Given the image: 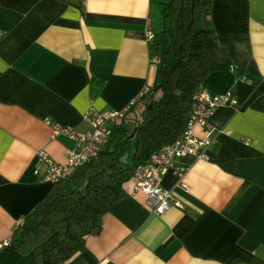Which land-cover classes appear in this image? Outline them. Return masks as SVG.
Returning a JSON list of instances; mask_svg holds the SVG:
<instances>
[{"label":"crops","instance_id":"crops-1","mask_svg":"<svg viewBox=\"0 0 264 264\" xmlns=\"http://www.w3.org/2000/svg\"><path fill=\"white\" fill-rule=\"evenodd\" d=\"M164 2L0 0L1 245L52 185L36 171L37 151L64 162L75 144L68 135H53L46 119L88 130L86 110L122 109L155 83L162 55L151 43L168 26ZM207 12L234 66L210 72L202 86L237 102L211 116L206 157L179 156L165 175L163 184L181 205L153 212L146 194L134 191L132 176L99 231L87 234L85 248L63 264L264 258V0H210ZM92 78L104 86L92 87ZM146 103L134 105L126 128L135 126L130 117ZM195 132L205 133L200 126ZM109 158L103 153L104 162Z\"/></svg>","mask_w":264,"mask_h":264},{"label":"trees","instance_id":"trees-1","mask_svg":"<svg viewBox=\"0 0 264 264\" xmlns=\"http://www.w3.org/2000/svg\"><path fill=\"white\" fill-rule=\"evenodd\" d=\"M209 6L210 0H180L178 5L175 0L164 2L166 48L156 39L151 43L162 58L155 83L138 97L147 103L130 117L135 126L131 130L124 126L133 107L112 127L96 160L78 165L65 178L52 182L15 229L10 243L0 248V264H63L83 250L86 235L99 231L102 215L120 199L124 183L132 177L134 164L123 163L124 154L134 148L135 162L148 160L182 134L196 102L195 92L207 74L234 66L219 44ZM171 56L177 58L172 65ZM104 84V80H91L94 88ZM103 153L110 154L108 162L102 159ZM238 263L264 264V258L235 256L228 261Z\"/></svg>","mask_w":264,"mask_h":264},{"label":"built area","instance_id":"built-area-1","mask_svg":"<svg viewBox=\"0 0 264 264\" xmlns=\"http://www.w3.org/2000/svg\"><path fill=\"white\" fill-rule=\"evenodd\" d=\"M148 37L149 39L153 37L151 30L148 32ZM194 98L196 102L182 134L173 142L154 151L148 160L137 162L133 168L134 191L144 192L146 205L160 215L166 213L174 205H181V201L173 191L163 184L165 175L174 166L177 157L186 154H191L195 158L206 157L205 148L213 140L211 116L219 106L228 102H237L236 99L230 98L229 93L213 94L204 86L197 89ZM137 101L138 97L131 99L122 109L89 108L83 115L89 125L88 130L59 125L50 117L47 118L46 122L53 126V135H68L74 139L75 144L67 149L64 162L57 161L45 149L37 151L36 171L42 174L41 179L58 181L65 178L72 168L96 160L111 135L112 125L121 123L126 113L134 107ZM197 126L204 129L203 135L195 132ZM10 241L11 239H8L2 245L0 244V248L9 244Z\"/></svg>","mask_w":264,"mask_h":264},{"label":"rangeland","instance_id":"rangeland-1","mask_svg":"<svg viewBox=\"0 0 264 264\" xmlns=\"http://www.w3.org/2000/svg\"><path fill=\"white\" fill-rule=\"evenodd\" d=\"M166 2L167 1H171V0H165ZM176 1V3H177V5L180 3V0H175ZM196 15H197V19H198V21L200 20V17H201V10H200V8L198 7L197 9H196ZM161 35H162V40L160 41V46H161V48H163V49H165L166 48V43H165V35H164V32L163 31H161ZM176 60H177V58L176 57H173V56H171L170 58H169V63L172 65V64H174L175 62H176ZM110 123V121L108 122V124ZM131 123L130 124H128V127H131ZM122 160L124 161V162H128V163H133V161H134V148L133 149H130V150H128L125 154H124V156L122 157Z\"/></svg>","mask_w":264,"mask_h":264}]
</instances>
